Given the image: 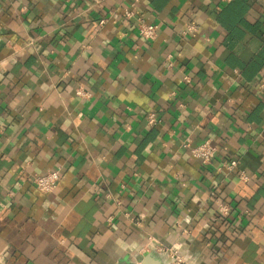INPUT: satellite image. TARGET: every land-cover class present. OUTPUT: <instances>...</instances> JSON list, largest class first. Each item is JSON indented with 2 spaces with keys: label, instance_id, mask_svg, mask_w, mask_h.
Wrapping results in <instances>:
<instances>
[{
  "label": "crops",
  "instance_id": "1",
  "mask_svg": "<svg viewBox=\"0 0 264 264\" xmlns=\"http://www.w3.org/2000/svg\"><path fill=\"white\" fill-rule=\"evenodd\" d=\"M263 78L264 0H0V264H264Z\"/></svg>",
  "mask_w": 264,
  "mask_h": 264
},
{
  "label": "built area",
  "instance_id": "2",
  "mask_svg": "<svg viewBox=\"0 0 264 264\" xmlns=\"http://www.w3.org/2000/svg\"><path fill=\"white\" fill-rule=\"evenodd\" d=\"M124 15L129 17L132 15V12L130 10H125ZM100 22L102 23L104 22V20L101 19ZM136 28L138 33L146 39H152L157 35V25L154 23H146L143 20H139ZM187 28L188 30H191L193 28V25H188ZM186 79H188V77H186ZM259 88L261 90H264V78L261 79V81L259 82ZM76 93L81 96L88 95V92L80 87L76 89ZM147 121L149 124H154L156 122L155 114L152 112L149 113L147 116ZM183 146L189 150V152L193 157L201 160L203 163L210 162L217 150V146L211 141V139H205L199 144L193 146L190 145L189 142H185L183 143ZM236 164H237L236 160L231 159L226 166H228L229 168H234ZM239 176L241 177V179L248 178V175L244 171H240ZM58 178H59V169L54 168L40 176H37L34 182L40 191L44 193H50L54 190ZM217 204L220 214L228 215L229 205L227 203L220 201H217ZM160 249L163 250V252H166L170 258V261L167 264H191L189 261L184 259V257L176 247H168V248H160ZM129 264H145V263L141 261H135Z\"/></svg>",
  "mask_w": 264,
  "mask_h": 264
},
{
  "label": "water",
  "instance_id": "3",
  "mask_svg": "<svg viewBox=\"0 0 264 264\" xmlns=\"http://www.w3.org/2000/svg\"><path fill=\"white\" fill-rule=\"evenodd\" d=\"M141 262L145 263L144 261L141 260ZM146 264V263H145Z\"/></svg>",
  "mask_w": 264,
  "mask_h": 264
}]
</instances>
